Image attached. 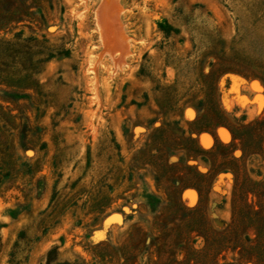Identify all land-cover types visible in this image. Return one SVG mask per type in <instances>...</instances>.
<instances>
[{"label": "rangeland", "instance_id": "obj_1", "mask_svg": "<svg viewBox=\"0 0 264 264\" xmlns=\"http://www.w3.org/2000/svg\"><path fill=\"white\" fill-rule=\"evenodd\" d=\"M264 264V0H0V264Z\"/></svg>", "mask_w": 264, "mask_h": 264}, {"label": "trees", "instance_id": "obj_2", "mask_svg": "<svg viewBox=\"0 0 264 264\" xmlns=\"http://www.w3.org/2000/svg\"><path fill=\"white\" fill-rule=\"evenodd\" d=\"M56 252H57L56 248H53V249L48 251L46 264H79L78 261H76V262L57 261L56 258L54 257V254Z\"/></svg>", "mask_w": 264, "mask_h": 264}]
</instances>
